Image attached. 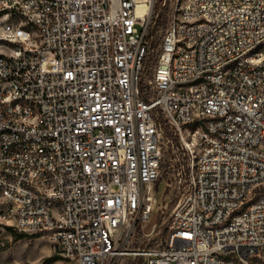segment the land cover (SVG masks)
<instances>
[{
  "label": "built area",
  "instance_id": "obj_1",
  "mask_svg": "<svg viewBox=\"0 0 264 264\" xmlns=\"http://www.w3.org/2000/svg\"><path fill=\"white\" fill-rule=\"evenodd\" d=\"M0 48L8 227L63 264H264V0H0Z\"/></svg>",
  "mask_w": 264,
  "mask_h": 264
},
{
  "label": "rangeland",
  "instance_id": "obj_2",
  "mask_svg": "<svg viewBox=\"0 0 264 264\" xmlns=\"http://www.w3.org/2000/svg\"><path fill=\"white\" fill-rule=\"evenodd\" d=\"M0 50L2 49L0 48ZM174 143H176L175 140ZM178 151L176 144L172 148L168 143L163 148L160 178L156 184L155 209L150 222L144 227L145 232H148L149 226L153 222H157L156 232L151 236L150 241L154 246L161 245L166 239L168 218L181 191ZM20 234L16 230L7 229V225L0 218V264H44L53 258L58 259L51 264H63L60 256L54 251V244L48 237L26 235L24 238H20ZM145 244H147L145 237H140L134 245ZM131 263L132 259L127 264Z\"/></svg>",
  "mask_w": 264,
  "mask_h": 264
},
{
  "label": "trees",
  "instance_id": "obj_3",
  "mask_svg": "<svg viewBox=\"0 0 264 264\" xmlns=\"http://www.w3.org/2000/svg\"><path fill=\"white\" fill-rule=\"evenodd\" d=\"M7 229L13 231V229H12L11 227H8V226H7ZM25 236H26V234H20V238H24ZM57 259H58V258L50 259V260H48V261H47L46 263H44V264H51L52 262L56 261Z\"/></svg>",
  "mask_w": 264,
  "mask_h": 264
},
{
  "label": "bare ground",
  "instance_id": "obj_4",
  "mask_svg": "<svg viewBox=\"0 0 264 264\" xmlns=\"http://www.w3.org/2000/svg\"><path fill=\"white\" fill-rule=\"evenodd\" d=\"M150 229H151V225L149 226L148 230H150Z\"/></svg>",
  "mask_w": 264,
  "mask_h": 264
}]
</instances>
